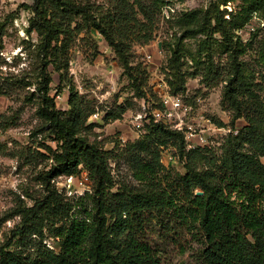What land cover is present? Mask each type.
I'll return each mask as SVG.
<instances>
[{
	"label": "trees",
	"instance_id": "trees-1",
	"mask_svg": "<svg viewBox=\"0 0 264 264\" xmlns=\"http://www.w3.org/2000/svg\"><path fill=\"white\" fill-rule=\"evenodd\" d=\"M230 1L235 0H214L205 9L179 12L176 22L182 32L165 68L172 75L168 82L174 94L185 89L188 75L200 71L206 80H224L222 103L232 113L230 125L241 122L238 133H228L220 150L187 149L182 131L149 117L146 134L125 149L138 184L117 189L108 154L87 136L98 127L89 121L94 105L71 87L68 107H58L50 92L51 68L62 81L75 38L85 28L93 29L115 51L147 103L141 73L131 63V48L154 38L162 0H111L107 6L84 0H33L28 5L32 16L26 31L38 38L36 79L4 77L0 94L10 93L17 84H34L25 96L27 102L39 101L40 126L33 133H46L57 146L43 144L52 159L44 192L31 205L18 197L12 212L0 218L1 228L20 216L0 244V264H162L145 232L150 219L165 218L167 230L187 228L200 235L202 264H264V35L252 64L242 56L254 36L244 41L238 33L255 12L264 15V0H240L237 13L227 20L220 6ZM198 36L196 52L189 55L195 69L189 72L182 42ZM217 49L228 55L226 72L216 65ZM126 108L122 105L113 115L119 117ZM168 143L176 146L183 172L162 162L161 145ZM81 168L93 180L91 192L69 198L50 183L60 174H79ZM46 233L57 238L58 249L44 242Z\"/></svg>",
	"mask_w": 264,
	"mask_h": 264
},
{
	"label": "rangeland",
	"instance_id": "rangeland-1",
	"mask_svg": "<svg viewBox=\"0 0 264 264\" xmlns=\"http://www.w3.org/2000/svg\"><path fill=\"white\" fill-rule=\"evenodd\" d=\"M84 1L90 2L93 6H107L111 2V0ZM211 1L214 0H162L154 38L148 43H135L132 46L131 63L137 72L141 73L140 79L147 103L144 101L145 97L139 96L115 51L106 39L93 29L85 28L75 38L62 81L51 68L53 81L50 83V92L56 95L58 107L65 109L68 107L69 90L73 87L81 98L94 105V112H98L95 119H89L95 121L98 127L87 133V136L108 154L115 189L138 184L132 175L125 149L128 143L146 134L142 120L138 116L143 114L144 105L151 108L160 105L158 86L161 78H165L167 83L168 79H172V75L167 73L165 67L170 50L182 32L176 22L179 12L194 8L205 9ZM32 3L33 0H0V81L4 77L15 81L24 78L36 79L34 74L36 75L39 67L36 51L38 38L35 32L28 35L26 31L32 16L28 5ZM226 4H221L220 8L224 11V18L230 20L232 15L237 13L241 1L235 0ZM263 21L262 11L255 12L244 28L238 30L244 41L254 36L252 44L242 56L252 64L256 63L258 41L264 35ZM198 38L199 36L190 37L182 42L186 62L184 67L189 72L195 69L189 55L196 52ZM159 49H162L161 53L158 52ZM217 50L214 56L216 65L226 72L228 55ZM148 53L153 55L151 60L146 57ZM224 85L225 81L222 79L206 80L204 71L188 75L185 89L178 93L194 106V110L186 115V120L204 115L212 117L216 122L224 120L230 122L232 113L222 103ZM34 88V84L26 88L17 84L10 93L0 94V218L12 212L19 201L18 197L27 205H31L34 199L44 192L49 180L46 172L52 159L48 157L43 144L56 148L57 142L46 133H33L40 126L37 115L39 101L36 98L32 102H27L25 96ZM169 89L171 91L170 87ZM198 97L200 101L196 100ZM125 104L126 110L119 117H115L113 113L120 111ZM224 139L225 137L222 138L220 134L212 136L214 144L220 142L219 145H213L216 147L215 150H220ZM161 149L162 162L172 171L183 172L184 166L178 157L169 159L171 154L177 155L176 146L168 143L161 145ZM65 175L60 174L50 179V183L65 190L69 198L79 196L81 188H73L74 192L75 189L78 191L76 195L64 189ZM92 188L93 180L88 192H91ZM19 220L20 216L14 215L2 223L0 244L6 240L10 229ZM166 222L167 218L159 221L150 219L145 232V238L158 250L162 264H202L200 235L187 228L170 227L167 230L163 227ZM48 234L46 233L44 242L49 247L58 249L57 238ZM17 245H12L11 249L18 248Z\"/></svg>",
	"mask_w": 264,
	"mask_h": 264
},
{
	"label": "built area",
	"instance_id": "built-area-1",
	"mask_svg": "<svg viewBox=\"0 0 264 264\" xmlns=\"http://www.w3.org/2000/svg\"><path fill=\"white\" fill-rule=\"evenodd\" d=\"M230 3V2H229ZM227 5V4H225ZM264 25V22H262ZM162 49L158 52L161 53ZM152 54L148 53L146 57L151 60ZM169 83L165 78H161L158 88L160 89V105L155 107H149V105L143 106V114H139L140 120H142L143 125L148 121L149 117H152L155 121H160L169 126L172 129L182 131L185 136L187 143V149L195 148L196 146H208L219 145L220 142L214 144L212 142V136L215 134H220L223 137L228 133H238L239 126L241 122H237L235 127L218 125V123L213 120L212 117L199 115L193 117L190 120H186V115L194 110L192 103H188L184 100V97L180 94H174L170 91L168 86ZM200 98H196L199 100ZM200 101V100H199ZM148 107V108H147ZM98 116V112H94L90 116V120L95 119ZM224 124H230V122L224 120ZM177 155L171 154L169 159H175ZM91 178L89 173L84 168H81L79 174H66L65 182L63 183L64 189L71 192V194H77L78 191L74 187L82 189V192L78 194L82 195L85 191L90 189ZM66 193V192H65ZM10 221V220H9Z\"/></svg>",
	"mask_w": 264,
	"mask_h": 264
},
{
	"label": "water",
	"instance_id": "water-1",
	"mask_svg": "<svg viewBox=\"0 0 264 264\" xmlns=\"http://www.w3.org/2000/svg\"><path fill=\"white\" fill-rule=\"evenodd\" d=\"M198 194H202V191H197Z\"/></svg>",
	"mask_w": 264,
	"mask_h": 264
}]
</instances>
